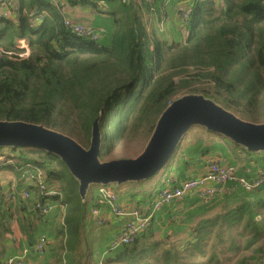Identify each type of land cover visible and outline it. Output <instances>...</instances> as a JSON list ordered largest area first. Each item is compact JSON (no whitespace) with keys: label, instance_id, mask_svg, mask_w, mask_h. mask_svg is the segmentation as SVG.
Listing matches in <instances>:
<instances>
[{"label":"trees","instance_id":"16d2710c","mask_svg":"<svg viewBox=\"0 0 264 264\" xmlns=\"http://www.w3.org/2000/svg\"><path fill=\"white\" fill-rule=\"evenodd\" d=\"M9 1L19 10L45 11L48 17L38 26L25 17L18 24L0 19V121L60 126L86 149L99 121V159L104 162L115 144L151 136L163 112L183 95H201L248 122L264 113V0H193L183 24L185 38L173 44L149 42L138 6L130 0L122 3V14L106 13L111 16L104 33L107 45L76 35L61 12V4L97 9V0ZM166 2L145 5L160 15ZM26 33L37 39L30 55L20 58L17 40ZM13 152L16 162L1 169L15 172L19 186L26 168H40L65 197L68 255L57 264H87L89 254L80 252L85 203L79 182L54 154L36 148ZM263 193L202 218L180 244L160 241L138 252L139 238L107 264L259 262L264 256ZM9 231L2 198L0 236Z\"/></svg>","mask_w":264,"mask_h":264},{"label":"crops","instance_id":"0c3cea01","mask_svg":"<svg viewBox=\"0 0 264 264\" xmlns=\"http://www.w3.org/2000/svg\"><path fill=\"white\" fill-rule=\"evenodd\" d=\"M144 1L134 0L138 6V14L149 42L151 44L157 42H166L168 44L182 42L185 38V30L179 17L182 9L181 2L167 0L164 9L161 10L159 15L154 10L148 9L145 5L153 0ZM122 3L129 4L130 0L127 2H124V0H109V2L107 1L105 3V9H96L90 4L79 3L78 5L68 7L67 11L68 15L76 22L88 25H91L90 23H97L98 29L105 33L111 27V16L103 14V10L106 13L116 12L118 14L122 8ZM206 130V128L205 131L204 129L195 130L192 131V135L188 136L185 141L187 145L186 151L189 153L186 158L187 169L185 168L183 171L181 169L179 172H176L170 181L173 180L178 185L185 180L203 175L207 172L210 163L214 161L225 162L236 166L240 175L245 174L244 170L246 168H251L253 170V174L250 175L251 178L257 176L258 170L254 169L255 166L256 168H264V152L256 155H246V153L238 150L235 147V143L230 139L209 130L207 132ZM213 143L214 147H211ZM26 179L27 177L24 174L21 179L22 185L19 186V179L15 172L0 170V195L3 196L4 210L8 214L10 221L9 233L0 236V257L5 259L19 253L22 249L29 248L32 252L30 260L33 264H57L59 259L63 258L65 260L64 258L68 255V249L65 244L67 204H64L66 206H62L59 203L54 212L45 217L33 212L32 204L34 200L39 198V193L31 185L30 181H25ZM135 186L129 183L123 185L121 188L111 189L119 195V203L126 210L146 209L147 206L154 203L160 192L159 190L152 192L144 190L136 193ZM91 187L92 214L94 219L99 220L101 224L109 223V225L113 226L118 225L117 232L119 234L122 230L124 220L113 216L107 207H97V205L94 207L97 203L99 188L107 186L91 185ZM23 188H27L32 193V200H24L22 198ZM9 189H14L15 199L10 207H6L4 200L5 193ZM125 189L127 190L124 191ZM263 192L264 188L261 193ZM248 197L251 196L248 194L243 199ZM198 199L200 198L192 195L182 202L165 206L157 212L151 221L155 226V234L148 244L151 243L150 245H152L155 242L168 241L167 238L184 241L189 238L190 230L198 223L196 222L197 218L200 220L201 218L211 217L212 214L209 215L211 213L209 211H212L218 204L224 208L228 206L229 208H233L243 200L239 199V196L235 194L205 201L206 205L202 207L201 204L196 205ZM225 199H228V201L225 202ZM63 202L66 203L64 196ZM94 210L98 211L97 215H94ZM194 216L195 218H193ZM151 223L147 231L140 237L139 242L147 237L150 232ZM184 236L187 237L184 238ZM82 237L84 242L83 230ZM42 238L47 239L46 252L43 256H39L34 250ZM81 248L80 252H82Z\"/></svg>","mask_w":264,"mask_h":264},{"label":"water","instance_id":"95a60500","mask_svg":"<svg viewBox=\"0 0 264 264\" xmlns=\"http://www.w3.org/2000/svg\"><path fill=\"white\" fill-rule=\"evenodd\" d=\"M193 125L230 139L249 152H264V123L240 119L201 95H187L172 102L160 116L143 152L136 158L102 162V136L95 122L88 149L76 140L42 125L0 121V150L36 148L58 156L79 182L86 201L91 185L138 183L154 177L168 163L185 133Z\"/></svg>","mask_w":264,"mask_h":264},{"label":"built area","instance_id":"2783aa9c","mask_svg":"<svg viewBox=\"0 0 264 264\" xmlns=\"http://www.w3.org/2000/svg\"><path fill=\"white\" fill-rule=\"evenodd\" d=\"M107 1L97 0V7L104 9ZM127 1L129 0H124V2ZM182 1L189 3L187 9L181 10L179 15L182 24H186L191 14L193 0ZM60 7L64 15V24L67 28L71 29L79 37L89 38L95 42L100 41V35L91 25L76 22L68 15V7L66 5L61 4ZM20 17H25L33 26H38L44 18L48 17V13L42 11L36 14L26 9L19 10L9 0H0V19L18 24ZM36 39L37 36L26 33L17 40V47L21 50L20 58H27L30 55L31 42ZM2 150L0 152V169L4 165L16 162L11 156L12 149ZM244 173V175H240L238 168L232 164L220 161L211 162L205 174L190 178L176 186H170L160 191L154 203L147 206L144 210H126L119 203V195L116 192L107 187H100L96 203L97 207H107L113 216L124 220L122 230L113 242V249L134 245L137 239L147 231L157 212L165 206L182 202L189 196L196 195L203 201H210L224 196L235 195L239 191L250 194L264 188L263 169L260 168L254 178L250 177L253 174L251 168H246ZM24 174L39 193V198L34 200L32 204L33 212L45 217L54 212L59 203L62 206H66L64 202L62 203L63 193L59 185L51 182L44 170L29 166ZM22 198L24 200H32V193L27 188H23ZM14 199V189H9L5 193V206L10 207ZM97 214L98 211L94 210V215ZM46 245L47 239L42 238L36 245L34 252L39 256H43L46 252ZM31 253L29 248L22 249L19 253L5 259L0 257V264H33L30 260ZM259 264H264V258Z\"/></svg>","mask_w":264,"mask_h":264},{"label":"rangeland","instance_id":"374dc122","mask_svg":"<svg viewBox=\"0 0 264 264\" xmlns=\"http://www.w3.org/2000/svg\"><path fill=\"white\" fill-rule=\"evenodd\" d=\"M176 1L181 2V7H182L181 10L187 9V7L189 6V3L184 2L182 0H174V2H176ZM108 2H109V0H108ZM103 11H104L103 14H106V11L105 10H103ZM121 11H124V6L121 8V10L118 14H122ZM90 24L92 25V27L94 29L97 30L98 34L100 35L101 39L99 42L101 44L107 45L108 44L107 37L100 29H98L97 23H94V24L90 23ZM184 33H185V31H184ZM184 96H187V95H183L182 97H184ZM260 118L261 119H259V120L250 119L249 122H251V123H264V113H262L260 115ZM50 129L57 131V132H60V133L66 135L68 137H71L74 140H76L78 143H80L77 140V137L74 134H72L69 130H65V129L61 128L60 126H53ZM200 129H204V131H205V128H203L202 126H198V125H193L189 128V130L183 136L181 142L177 146L174 154L172 155V157L170 158L168 163L154 177L147 179V180H144V181H141V182H138V183L137 182L132 183V184L136 185L134 187L136 189V193L140 192V191H144V190H148L149 192L150 191L151 192L157 191V190L162 191L164 189L169 188V186H170L169 180L172 179V177L175 175V173L179 172L181 169H182V171L185 168L187 169L186 158H187V154H189V153H187V151H186L187 145H186L185 141L187 140L189 135H192V131L200 130ZM150 137L151 136H145L144 138L137 137L135 139H128V140L122 141L119 144H115V146L112 149H110L111 152L105 157V161L136 158L138 155H140L143 152V150L146 147ZM223 139H225V138H223ZM211 147H214V143L212 144ZM1 151H3V150H0V152ZM9 151H12V150H9ZM13 151H15L13 153L18 154V153H20V151H22V149L21 148L14 149ZM250 153L253 155L259 154V153H254V152H250ZM254 169L259 170L260 167L256 168V166H255ZM0 170H2V169H0ZM263 170H264V168H263ZM25 181L29 182V179L27 178ZM126 184H129V183H126ZM123 185H125V184H123ZM122 186L118 185V184H113V185H109L108 188L109 189L121 188ZM126 190L127 189H125L124 191H126ZM261 192L257 193L256 195H259ZM91 195H92V187L89 188V190L87 192V196H86L87 203L83 207V211H84V222H83L84 242H83L81 251L89 254L87 264H107V262L109 260L115 259L118 254L125 251V247H127V246H125L124 248L121 247L120 249H116V250L113 249V242L117 238V234H118L117 230L119 227H118V225L117 226L115 225L116 227L113 225H109V223L101 224L99 220L94 219V216L92 214L93 205H92V201H91V197H92ZM247 195L248 194L245 193L244 191H239L236 194V196H239V199H243V197H245ZM256 195L253 194L250 196L255 197ZM0 197H1L0 198V200H1L3 198V196L0 195ZM257 197H259V196H256V198ZM227 201H228V199H225V202H227ZM197 204H201L202 207H204L206 205L205 201H203L201 199H198L196 201V205ZM94 207H96V204L94 205ZM228 208H229V206L224 208V207H222V205L218 204L217 206H215L212 209V211L214 210L213 212L209 211V212H211L209 215L212 214V216H214L217 213L224 212V210H226ZM193 218H195V216ZM200 220H199V218H197L196 222H199ZM65 223H66V221H65ZM149 231L150 232L148 233L147 237H145L141 242H139L138 246L136 247L138 252L140 250H143V249L149 247L148 245L151 244V243L150 244H148V243L151 241L152 236H154V234H155V226L152 223H151V227H150ZM186 237L187 236H184V238H186ZM167 240L169 242L174 243V244H180L183 241V240L172 239V238H167ZM262 241H263L262 243L264 244V239ZM248 253L249 252H247V254ZM263 258H264V256L261 258V260L259 262H252L250 264H259L263 260Z\"/></svg>","mask_w":264,"mask_h":264}]
</instances>
